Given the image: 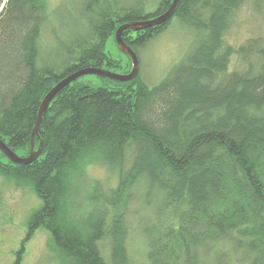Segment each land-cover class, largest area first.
<instances>
[{
	"label": "trees",
	"instance_id": "trees-1",
	"mask_svg": "<svg viewBox=\"0 0 264 264\" xmlns=\"http://www.w3.org/2000/svg\"><path fill=\"white\" fill-rule=\"evenodd\" d=\"M249 1L264 3L180 0L173 17L200 33L164 79L81 77L48 107L33 162L15 164L0 151V175L41 199L29 233H50L59 264H264V37L226 41ZM88 2L0 0V139L20 156L30 152L46 94L81 68L129 72L130 58H113L108 41L172 0L124 15ZM173 17L124 31V40L142 47ZM92 162L116 176L83 185ZM135 234L145 245L140 258Z\"/></svg>",
	"mask_w": 264,
	"mask_h": 264
},
{
	"label": "rangeland",
	"instance_id": "rangeland-1",
	"mask_svg": "<svg viewBox=\"0 0 264 264\" xmlns=\"http://www.w3.org/2000/svg\"><path fill=\"white\" fill-rule=\"evenodd\" d=\"M102 1H106L120 15L126 14L124 9L126 10L127 7H138L141 3L143 4L138 7L139 9L151 10L156 7L155 0ZM86 2L90 8L88 0ZM255 3L258 5L254 6ZM206 10H204L205 14L208 13ZM195 13L200 17L202 11L197 9ZM173 18L170 25L145 45L138 46L139 48L134 47L140 59L138 74L149 84H155L164 79L171 68L190 53L199 37L200 32L196 28L180 17ZM258 36L264 37V3L249 1L235 14L234 24L226 34V41L231 45L239 46ZM116 44L114 39H110L107 43V51L113 58L123 59L125 63L127 58L117 49ZM234 63L235 57L232 59L231 67ZM112 70L120 74L126 73L124 69ZM88 78L92 79L94 84L100 83L92 75ZM110 174L116 176L115 171L92 162L87 164L80 179L83 185L91 186L96 180L106 181ZM40 200L28 184L18 185L10 177L0 175V264H15L18 258L20 264H59V259L62 257L57 258V251L50 233L43 228L29 233V221L33 212L41 205ZM138 237L136 234L133 236L132 253L140 258L141 250L145 245H143L144 241L139 240Z\"/></svg>",
	"mask_w": 264,
	"mask_h": 264
},
{
	"label": "water",
	"instance_id": "water-1",
	"mask_svg": "<svg viewBox=\"0 0 264 264\" xmlns=\"http://www.w3.org/2000/svg\"><path fill=\"white\" fill-rule=\"evenodd\" d=\"M180 0H172L170 7L162 14L144 20L129 21L121 24L115 32V40L119 50L127 55L131 60V70L128 73H117L104 67H86L81 68L60 80L44 97L36 119V124L31 137V149L27 156H20L13 151L3 140L0 139V151L15 164H29L33 162L41 152V144L38 149L35 148V137L40 138V130L45 114L55 96L70 83L87 75H95L102 78H109L122 83H127L135 80L140 70V59L137 52L124 40V31H143L149 28L161 26L167 23L177 11ZM1 11V10H0Z\"/></svg>",
	"mask_w": 264,
	"mask_h": 264
},
{
	"label": "flooded vegetation",
	"instance_id": "flooded-vegetation-1",
	"mask_svg": "<svg viewBox=\"0 0 264 264\" xmlns=\"http://www.w3.org/2000/svg\"><path fill=\"white\" fill-rule=\"evenodd\" d=\"M134 49V48H133Z\"/></svg>",
	"mask_w": 264,
	"mask_h": 264
}]
</instances>
